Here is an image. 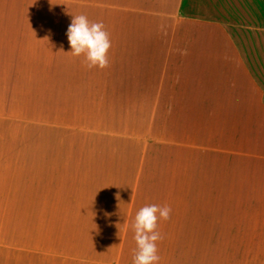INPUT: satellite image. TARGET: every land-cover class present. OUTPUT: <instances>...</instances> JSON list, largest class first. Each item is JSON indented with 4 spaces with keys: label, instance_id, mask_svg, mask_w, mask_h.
Returning <instances> with one entry per match:
<instances>
[{
    "label": "crops",
    "instance_id": "0c3cea01",
    "mask_svg": "<svg viewBox=\"0 0 264 264\" xmlns=\"http://www.w3.org/2000/svg\"><path fill=\"white\" fill-rule=\"evenodd\" d=\"M128 1L131 5L137 2L142 8L153 3L162 6V12L167 14L162 23H171L169 30L158 35H163V45L155 49L148 45L144 51L145 65L150 54L158 53L161 67L156 92L149 80L141 86L145 96L136 103L149 101L151 106L150 113L143 105L134 109L141 116L137 127L129 116L128 128L121 130L125 125L120 112L122 89L130 87V83L125 82V77L116 78L115 70L113 77L103 83L102 69L93 67L96 80L93 77L87 81L90 67L86 63H71V56L69 62H57L54 52L49 54L50 61H41L45 52L44 57L38 58L39 85L51 86L56 110L58 87H68L62 109L69 117L58 122L57 113L51 115L46 124L52 137L44 150L56 151L60 130L63 134H77L82 141L80 147H69L68 160L62 157L58 162V172L72 174L71 178H63L72 185L54 193V200L48 204L53 221L49 217L47 224L69 226L64 229L69 234L75 225H106L112 229L113 237H104L95 243L97 252L81 255L77 260L80 264H133L137 245L132 224L135 213L150 202L143 194L149 181L152 150L158 145L152 135L149 143L143 137L152 132L156 112L161 113L167 102H175L174 107L170 104L171 123L167 128L161 124L162 134L172 140L160 146L165 150L169 144L175 145L171 148L176 151V173L160 178V207L167 206L171 211L169 219L160 218L157 225L161 238L156 241V254L160 257L156 264H264V0ZM19 3L17 0V11ZM3 5H8V0H0ZM20 22L24 20L18 12L0 13V83L4 73L6 80L16 81L18 68L34 69L33 61L20 66V47L23 46L26 57L22 55V59L27 63L28 57L33 59L37 53L38 49L32 46L40 32L22 29ZM64 33L69 45L67 30ZM107 34L111 37L110 32ZM46 36L50 37L49 32ZM22 37L31 41L22 42ZM66 55H73L70 47ZM10 70H16V75L8 74ZM83 83L94 90L91 94L85 90L80 95L81 102L77 90ZM77 110L81 112L78 117L74 115ZM120 139H124V144L131 143L133 158L138 156L132 172L127 158L131 151L124 157L107 158L105 142L115 144L114 148L121 151ZM82 150L80 159H75ZM52 163L55 165L56 159ZM46 165L49 163L43 166ZM123 181L131 182L124 195L118 188ZM89 182L96 183L93 195L87 193ZM106 184L115 189L105 192L100 186ZM105 231L107 236L106 228ZM79 244L88 245L78 242L55 246ZM100 246L103 252H99ZM106 247H111L109 253Z\"/></svg>",
    "mask_w": 264,
    "mask_h": 264
},
{
    "label": "rangeland",
    "instance_id": "374dc122",
    "mask_svg": "<svg viewBox=\"0 0 264 264\" xmlns=\"http://www.w3.org/2000/svg\"><path fill=\"white\" fill-rule=\"evenodd\" d=\"M13 1L14 4L11 5ZM133 3L131 5L128 0H20L17 11L15 6L17 0H8V5L0 6V13H20V17L24 20L20 22L22 29H37L40 32L38 37L33 39L35 44L32 49L36 47L37 53L33 54V59L28 57L27 63L24 60L26 55L22 53L23 46L20 47V66L30 65L33 61V71L16 69L19 72L16 81L6 80V73H4L3 81L0 83V264H80L77 260L79 256L97 252L98 246L95 243L99 244L104 237L105 239L113 237L112 229L108 230L106 225H79L78 227L75 225L72 227L71 236L69 231H64L67 226L47 224L50 221L49 217L53 221L54 215H50L48 204L54 200V193L62 192L66 185H72L68 183L70 181L65 182L63 179L64 177L71 178L72 174L65 173L64 175V172H58V162L62 160V157L68 160L71 156L69 147H72V144L80 147L82 141L79 140L77 134H63L60 130V133L57 131L56 151L52 148L47 152L44 150L52 137L51 128L46 124L51 115H54V112L57 113L58 122L69 117V114L66 115L62 109L63 103L66 102L65 92L68 87H58L56 110L51 86L39 85L41 80L38 78L36 67L40 64L38 58L44 57L42 54L44 52L45 57L41 60L42 62L50 61L51 55L49 54L54 52L57 62H69L68 59L71 56V63L79 60L82 65L87 64L83 55H66L70 46L66 44V39L63 37L66 35L64 32L68 29L72 18L78 15L86 16L90 23H102L104 30L111 33L110 48L107 52L108 64L105 68H101L102 82L106 83L107 77H113L115 70L116 78L125 77V82L130 83L129 89L128 87L122 89L120 112L126 126L123 125L121 130L128 128L129 116L133 117L134 121L131 123L137 127L141 123V116L140 111L134 109H140L143 105L146 109L148 108L149 112L151 106L149 101L145 104L144 102L136 103L139 102V98L142 99L145 96L144 91H140L141 86L144 85L145 80H149L151 88L156 92L155 83L161 67L160 56L156 55L158 53L150 54L148 65H145L146 53L144 51L148 45L154 46L152 49L163 45L165 39L163 35L161 37L158 35L160 36L161 31L169 30L171 23L169 21L162 23V20L167 19V14L161 10L162 6L153 3L149 8H142L137 2L135 4L133 1ZM161 24H163L162 29ZM48 32L49 38L46 36ZM154 33H156L155 36ZM20 39L22 42L31 41L29 38ZM26 51L28 52V49ZM16 70L13 72L10 70L8 74H14ZM87 72L90 73L87 81L92 80L93 77L96 80L95 75L92 74L93 67H90ZM173 72L175 74V71ZM16 82L18 83L15 84ZM85 90L91 94L94 88L84 83L81 88L79 87L77 93H79L81 102L83 97L80 95L84 94ZM116 98L117 95H115V103ZM158 104L160 107V103ZM170 104L174 107L175 102H167L161 113L156 112L151 127L152 132L143 137L146 143L151 142L153 137L158 144L152 150L153 157L148 166L149 181L144 187L143 195L146 200L150 199L148 205L154 204L159 207L161 202L160 178L165 177L166 174L176 173V151L175 148H171L173 144H169L165 150L163 149L164 151L160 146L168 139L172 140V137L168 138V135L162 134L163 126L161 125L163 123L167 128V124L172 121L169 116V113L173 111H170ZM74 115L78 117L81 112L77 110ZM169 126L172 130L171 125ZM53 141H51L52 146ZM105 143L108 151L107 158L114 159L119 150L114 148L115 144ZM100 144L104 143H95L97 146ZM66 146L68 148H64ZM82 152L84 153L83 150L78 152L75 159H80ZM119 155L122 157V151H119ZM55 159L57 163L53 165L52 162ZM106 161L103 160V162ZM44 163H49V165L43 166ZM56 175L60 179L58 182L54 179ZM95 185L96 183L89 182L87 193L93 195ZM107 185L100 186V188L105 192L115 189L112 186L108 188ZM110 200L112 202L111 197ZM34 209L35 213L32 212ZM157 216V225H160L158 213ZM105 228L109 233L107 236L104 235L107 233ZM78 242L88 245L70 246ZM56 243H70V245L58 247L55 246ZM72 247H76L77 250H70ZM99 248L101 249L99 252H103V247ZM105 249L109 253L111 247Z\"/></svg>",
    "mask_w": 264,
    "mask_h": 264
},
{
    "label": "clouds",
    "instance_id": "9594fccd",
    "mask_svg": "<svg viewBox=\"0 0 264 264\" xmlns=\"http://www.w3.org/2000/svg\"><path fill=\"white\" fill-rule=\"evenodd\" d=\"M67 39L71 52L75 56L83 55L88 67L105 68L108 64L107 52L110 41L102 23H90L86 16L78 15L72 18L67 29ZM170 208L167 206L146 205L138 210L134 223L133 239L137 251L133 264H156L160 257L156 254V241L161 237L157 229V220L169 219Z\"/></svg>",
    "mask_w": 264,
    "mask_h": 264
},
{
    "label": "trees",
    "instance_id": "16d2710c",
    "mask_svg": "<svg viewBox=\"0 0 264 264\" xmlns=\"http://www.w3.org/2000/svg\"><path fill=\"white\" fill-rule=\"evenodd\" d=\"M116 140V139H115ZM112 141H114V140H112ZM111 141V142H112ZM120 142H122L121 143V146H122V148L123 149H121V151H122V157H124V155L126 154H128V152H130L131 150H132V146L129 144V143H126V144H124V139H120ZM111 144H113V143H111ZM135 144V143H134ZM129 146H130V148H129ZM135 147H136V144H135ZM131 149V150H130ZM118 155H119V152H118ZM127 158L128 159H130V160H128V163H129V172H132V164H133V162H138V156L137 157H135V158H133V153H132V151H131V156H130V154H128L127 155ZM135 159V160H134ZM134 160V161H133ZM130 186H131V182L129 181V182H125V181H123L122 183H120V186L118 187L120 190V193L122 194V195H124V193H126V192H128V190H130ZM125 200H126V198L125 197H122L121 198V201L122 202H125Z\"/></svg>",
    "mask_w": 264,
    "mask_h": 264
}]
</instances>
